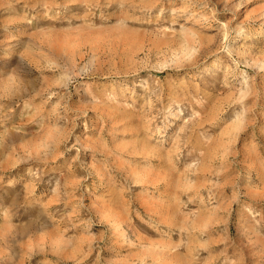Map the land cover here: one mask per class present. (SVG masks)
<instances>
[{
	"label": "rangeland",
	"instance_id": "1",
	"mask_svg": "<svg viewBox=\"0 0 264 264\" xmlns=\"http://www.w3.org/2000/svg\"><path fill=\"white\" fill-rule=\"evenodd\" d=\"M263 59L264 0H0V264H264Z\"/></svg>",
	"mask_w": 264,
	"mask_h": 264
},
{
	"label": "bare ground",
	"instance_id": "2",
	"mask_svg": "<svg viewBox=\"0 0 264 264\" xmlns=\"http://www.w3.org/2000/svg\"><path fill=\"white\" fill-rule=\"evenodd\" d=\"M185 31V28L183 27V31L182 32H184ZM184 34V33H183ZM226 46V45H225ZM227 49H228V47H227ZM257 61V60H256ZM246 62V64H249V62H247V61H245ZM255 65V67H257V69H264V59L263 60H260V61H258V62H254V64H251V66L253 67ZM237 129V128H236ZM236 129L234 130L233 129V131H231V134H233V140H235V138H236ZM152 137V136H151ZM144 143H143V145L144 146H146V147H150L149 145H147V144H145L146 142L145 141H143ZM149 150V152H156L157 150H156V148L155 147H153V148H150V149H148ZM228 152L226 151V149L224 150V152L222 153V158H225V156H226V154H227ZM137 180H135L134 182H136ZM190 199V198H189ZM109 222H110V225H111V228L112 229H116L118 226H119V223H118V221H116L115 219H113V220H111V219H109ZM196 222L195 221H193L192 222V224L194 225ZM195 227H202V226H200V224H195Z\"/></svg>",
	"mask_w": 264,
	"mask_h": 264
}]
</instances>
